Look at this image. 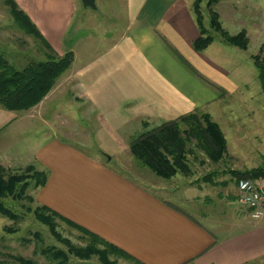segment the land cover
<instances>
[{"label":"crops","instance_id":"1","mask_svg":"<svg viewBox=\"0 0 264 264\" xmlns=\"http://www.w3.org/2000/svg\"><path fill=\"white\" fill-rule=\"evenodd\" d=\"M78 1L15 0L54 54L61 57L72 52L73 62L58 78L59 87L55 83L38 105L27 111L0 108V166L10 169L32 166L45 172L46 183L36 191L38 204L98 235L142 264H264V219L251 221L237 216V185L224 196L218 194L211 199L198 187L155 185L158 180L151 175L143 176L147 180L131 179L57 138V133L63 135L65 129L78 132L85 128L81 124L90 121L100 128L99 100L104 92L95 85L104 72L100 66H116L114 73L124 81L129 72L127 67L132 64L135 97L142 101L137 105L140 112L137 120L143 130L140 134L198 111L208 114L223 132L226 140L223 158L234 162L231 170L244 172L264 162L258 148L264 137L247 133L245 123L248 120L254 127L251 118L254 109L240 106L222 112L207 89L219 94L227 91L217 82L228 72L216 58L206 54L214 40L201 52L193 49L199 31L192 10L187 7L189 0H158V5L154 4L157 0H143L136 10L127 4L131 0H114L120 4L111 10L125 26L113 40L106 35L107 27L94 24L90 14L84 13L77 20ZM102 1L99 5L95 0L92 10L103 9ZM214 11L229 35L245 32L248 46L249 30L256 29L260 50L264 18L260 23L255 16L264 13V0H219ZM104 47L105 51L95 54ZM169 47L196 73L183 66ZM108 75L105 78L110 80ZM144 81L151 84L146 90L138 87ZM57 87L63 94L72 93L77 98L75 105L57 106L54 101L51 104ZM221 116H225L224 121ZM124 122L117 123L118 133L111 134L126 145L125 132L120 134ZM109 127L114 128L107 124ZM256 154L262 164L247 166L244 162L252 161ZM177 177L178 174L166 181H175ZM252 181L264 184V178Z\"/></svg>","mask_w":264,"mask_h":264},{"label":"rangeland","instance_id":"2","mask_svg":"<svg viewBox=\"0 0 264 264\" xmlns=\"http://www.w3.org/2000/svg\"><path fill=\"white\" fill-rule=\"evenodd\" d=\"M100 2L101 0H97L99 5ZM102 2L105 3V7L103 9L99 8L100 11L95 12L92 10L94 7H85L82 5L81 0L78 1L79 11L77 20L84 13L90 14L94 24L99 27H107L106 35L113 40L125 26L120 19L114 16L111 10L115 8V6L117 8V5L120 3L114 0H103ZM193 2L194 0H189L187 7L191 9ZM142 3H144L143 0H131L127 2L130 9L133 10L138 9ZM145 3L148 4L149 2L146 1ZM206 3L207 0H202L200 4L203 26L214 38L212 49H209L206 54H208L211 59L216 58L220 67L228 72L227 75L223 76L222 80H219L221 82L215 80L217 84L227 91L222 90L221 94H219L208 87L207 89L215 96V105L221 108L222 112L227 108L233 109L240 106L253 108L254 113L251 118L254 120V127L252 125L250 126L246 119L247 121L245 123L248 125L247 133H256L260 138L264 137V94L261 92L257 78L258 71L251 60V56L260 54V35L256 29L249 30L250 43L247 51H240L235 47L225 44L219 34L210 28V14L206 7ZM110 4L112 6H109ZM154 4L158 5V0L155 1ZM84 9H87V11L84 12ZM212 9L215 10V5ZM260 16L261 17L257 15L255 17L258 18L261 23V19L264 18V13L260 14ZM81 33L84 32H80V34ZM112 45L113 43L110 42V52L114 50ZM99 49L101 50L97 51L98 49H96L97 52L95 54L102 53L106 50L105 47ZM0 53L9 64L17 70L23 69L30 62L44 61L46 60V55L50 54V51L44 47L40 40L18 27L10 16L9 10L4 4V0H0ZM115 68L116 66H100V69H103L104 72L102 77L95 82L99 91L104 92V96L101 97V100L98 98L100 117H98L97 121L101 129L96 126L95 122L90 121L89 124L92 125V127L86 123L81 124L85 128L80 129L78 132L74 129H65L64 132L66 133L63 135L57 133V138L71 143L86 155L96 157L102 164L118 170L131 179L140 180V178L143 179L151 175L155 180H158L155 185H169V187L172 188L176 186H179V188H186L187 186L198 187L204 189L205 192H203V194H206L207 198L211 199L218 194L224 196L230 188L236 185L238 180L243 179H237L231 174V171H233L231 168L235 167V164H233L234 162L227 158H223L217 163H212L201 151H197L194 157L189 158L191 175L183 176L178 174L175 181H166L157 178L151 171L134 160L129 152V142L143 131L137 120L140 115L137 105H140L139 101H142L135 97L136 83L135 75L132 70L133 65L131 64L127 67L129 72H127L124 81L121 80V77L119 78L117 73H114ZM107 73H109L108 76L110 80L105 78ZM57 80L55 83H57L58 86L59 81ZM150 86L151 84L149 81L138 84L140 89L143 88L145 90ZM58 87L57 94L52 97L51 104H53L54 101L57 106L69 107L75 105L74 102L77 98L70 92H64V94L59 92ZM66 111H69V108H66ZM208 111L211 117H213L210 108ZM66 113L69 115L68 112ZM213 119L215 118L213 117ZM220 119L224 121L225 116H221ZM123 121L126 123L124 122V128H120V134L122 135L125 132L126 145L123 144L122 140L119 142V138L111 134L112 131L118 133L116 132L118 128L117 123L122 125ZM107 124L108 126H113V130L110 129V127L107 128ZM238 130L239 128L234 130V132ZM71 131L74 132L72 135H70ZM99 132L100 134L97 137L101 139L99 140L97 138L94 140L93 138H95L96 134ZM228 133L230 134V132ZM81 135L84 136L82 137ZM259 137L255 139L259 141ZM227 138L229 139L227 145H230V136L227 135ZM99 141L100 144H98ZM92 142H94V144ZM258 148L264 155V143L260 144ZM257 155L258 154L253 155L252 161L244 163H246L247 166H259L262 164L264 158H262L263 160L261 161V158ZM6 169L12 170V172H21L24 168ZM144 180L147 179L144 178ZM143 184H146V182H143ZM38 189L39 188L33 187V181H31L29 188L25 192L26 198L17 201L11 197L4 199L5 205L14 212L15 217L11 219L0 214V263L18 264L17 259L20 258L29 260L33 264H58L59 260H55L54 256H48L45 250L48 248L53 250H66V247L56 240L55 236L53 237L49 228L38 222L33 214V210L37 206H43L36 202V191ZM179 195H181V192ZM163 196L166 197V194ZM237 196L238 194L236 192V199ZM179 205L182 206L181 203ZM216 209H218V207ZM235 211L238 217L251 220L248 210L242 207L237 201ZM55 223V233L59 234L61 238L70 241V243L76 247L84 248L87 245L88 240L82 233L69 227L62 221L55 220ZM109 259L111 261H116L117 264H134L131 261L114 256H109ZM65 264H100V262L96 256L80 260L69 255L68 261L65 262Z\"/></svg>","mask_w":264,"mask_h":264},{"label":"trees","instance_id":"3","mask_svg":"<svg viewBox=\"0 0 264 264\" xmlns=\"http://www.w3.org/2000/svg\"><path fill=\"white\" fill-rule=\"evenodd\" d=\"M201 2L202 0H194L191 6L199 31V37L193 42L192 47L198 52L203 51L214 40L203 26ZM218 2L219 0H207L206 3L210 14V28L219 34L225 44L240 50H247L248 39L244 31L229 35L222 29L218 15L212 9ZM4 4L18 27L40 40L44 47L50 51V54L46 55V60L30 62L20 70L10 65L0 53V108L7 111H27L38 105L54 87L56 80L69 69L73 62V53L66 52L61 57L56 56L28 15L19 8L15 0H4ZM169 50L183 66L196 73L175 50L170 47ZM251 60L258 71L257 78L264 94V40L260 48V54L251 56ZM143 127L147 128V124L143 123ZM197 151H201L212 163L222 160L226 153V140L219 125L208 114L198 111L146 130L129 144V152L133 159L151 171L156 177L164 180H169L177 174L191 175L189 158L194 157ZM231 174L237 179L256 180L264 178V162L262 166L256 169L244 172L231 171ZM46 179L45 172L37 171L32 166H27L21 172H12V170L0 166V214L13 219L15 217L14 212L5 205L4 199L9 197L16 201L24 199L31 181H33L34 188H40L45 185ZM33 214L38 222L47 226L53 237L55 236V239L66 247L65 251L50 248L45 250L48 256H54L55 260H59L58 264H65L69 255L80 260L96 256L100 264H117L116 261H111L109 256L123 258L134 264H142L123 250L62 217L46 206H37L33 210ZM55 220L62 221L82 233L88 240L87 245L84 248L76 247L70 241L61 238L59 234L55 233ZM17 261L18 264H33L29 260L20 258Z\"/></svg>","mask_w":264,"mask_h":264},{"label":"built area","instance_id":"4","mask_svg":"<svg viewBox=\"0 0 264 264\" xmlns=\"http://www.w3.org/2000/svg\"><path fill=\"white\" fill-rule=\"evenodd\" d=\"M238 196L236 201L249 212L252 221L264 219V184L249 179L237 181Z\"/></svg>","mask_w":264,"mask_h":264},{"label":"water","instance_id":"5","mask_svg":"<svg viewBox=\"0 0 264 264\" xmlns=\"http://www.w3.org/2000/svg\"><path fill=\"white\" fill-rule=\"evenodd\" d=\"M83 6L92 8L94 7L95 0H81Z\"/></svg>","mask_w":264,"mask_h":264}]
</instances>
